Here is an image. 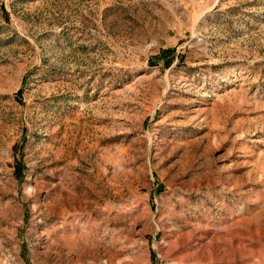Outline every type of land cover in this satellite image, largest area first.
I'll return each instance as SVG.
<instances>
[{
	"label": "rangeland",
	"instance_id": "374dc122",
	"mask_svg": "<svg viewBox=\"0 0 264 264\" xmlns=\"http://www.w3.org/2000/svg\"><path fill=\"white\" fill-rule=\"evenodd\" d=\"M0 264H264V0H0Z\"/></svg>",
	"mask_w": 264,
	"mask_h": 264
}]
</instances>
